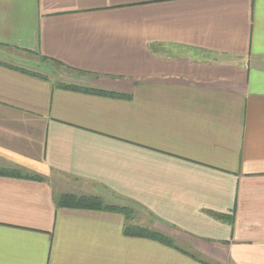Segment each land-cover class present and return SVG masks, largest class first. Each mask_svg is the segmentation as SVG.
<instances>
[{"label": "crops", "instance_id": "obj_1", "mask_svg": "<svg viewBox=\"0 0 264 264\" xmlns=\"http://www.w3.org/2000/svg\"><path fill=\"white\" fill-rule=\"evenodd\" d=\"M0 62V264H264V0H0Z\"/></svg>", "mask_w": 264, "mask_h": 264}, {"label": "trees", "instance_id": "obj_2", "mask_svg": "<svg viewBox=\"0 0 264 264\" xmlns=\"http://www.w3.org/2000/svg\"><path fill=\"white\" fill-rule=\"evenodd\" d=\"M44 61H51V63L57 66H62L58 62H55L54 60H49L47 58H45ZM0 65L6 66L9 68L18 70V71H22V72H28L23 69L13 67L5 63L0 62ZM28 73L34 76H41L33 72H28ZM55 85L58 88H63L65 90L89 93V94L103 96V97L121 98V99L129 97L126 94L115 93L111 91L91 88L87 86H81L77 84H66L63 82H56ZM0 176L20 178V179H25V180H34V181H42L43 179L42 177L38 175L29 174V173L23 172L21 170H16V169H0ZM55 204L59 208H70V209H81V210H104V211H110V212L122 214L125 220V226L123 230L124 235L128 237H137V238H145V239L154 240L165 246L179 250V248L175 245L174 240L170 238L169 236L163 233H160L158 231H155L153 229H149L146 227H141V226L132 224L133 223L132 218L134 214H133V208L131 206L106 204L101 198H98V197L77 196L73 194H61L57 196L55 198ZM216 218L219 220H223L225 222L232 223V217L216 216ZM189 255L202 264H213V263L203 260L200 256L196 254H189Z\"/></svg>", "mask_w": 264, "mask_h": 264}, {"label": "rangeland", "instance_id": "obj_3", "mask_svg": "<svg viewBox=\"0 0 264 264\" xmlns=\"http://www.w3.org/2000/svg\"><path fill=\"white\" fill-rule=\"evenodd\" d=\"M50 66H51V68H49L50 70L40 69V70H37L38 71L37 74L42 75V76H47L51 78V80L54 82H63L66 84H77L81 86H83L82 85V83H84L83 81L87 80L86 76L75 74L71 71H68L62 68L61 66H57L53 63H51ZM141 213L142 212L139 209L133 208V214H134L133 219L135 218L136 223L141 225V222H145V221L150 222V218L146 214L142 213L143 215H141Z\"/></svg>", "mask_w": 264, "mask_h": 264}]
</instances>
